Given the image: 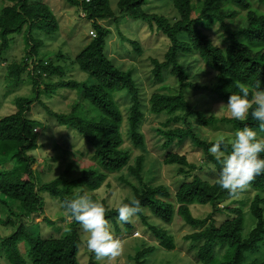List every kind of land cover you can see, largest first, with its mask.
<instances>
[{"label":"trees","instance_id":"obj_1","mask_svg":"<svg viewBox=\"0 0 264 264\" xmlns=\"http://www.w3.org/2000/svg\"><path fill=\"white\" fill-rule=\"evenodd\" d=\"M62 1L68 7L84 12L95 34L72 60V64L92 79L91 84L66 79L65 69L37 58L39 40L34 32L53 35L59 30L58 21L49 6L39 0H0V55L9 47L14 35H23L26 48L25 57L19 62L6 64V84H16L27 78L32 93L31 98H14L13 112L0 118V203L7 212L1 224L12 229L9 235H0V251L7 264H77L83 230L70 218L62 202L75 192L85 194L84 189L98 191L107 174H118V181L130 187L131 197L123 198L119 204L129 203L133 198L139 200L140 211L136 215L145 231L157 238L166 250L174 249L171 234L151 224L144 211L166 225L176 216L189 227L192 232L184 239L189 240L188 249L195 252L199 264H264V172L255 175L247 186L246 189L254 192L251 198L234 199L237 193H229L216 182L221 165L207 151L215 140L200 138L189 121L194 116L197 125L205 128L219 123L229 125L233 131L245 126L256 128L258 121L252 118L251 110L256 106L257 81L260 89L264 90V14L257 11L249 0H170L177 15L174 21L151 12L149 0H117L115 12L110 8L109 0ZM258 4L263 5L264 0H258ZM121 19L146 23L150 31L154 28L160 31L167 42L162 60L150 59L148 78L159 84L169 76L174 78L175 84L173 88L164 86L162 92H153L147 112L153 116H167L161 124L165 130L158 129L157 132L164 139L162 162L174 169L172 192L163 184H146L143 176L145 155H138L130 164L132 152L124 146L123 114L114 94L123 92L129 99L127 138L134 148L144 150V138L140 133L144 119L141 90L132 77V69L123 70L115 66L106 55V39L110 30L99 24L100 21L115 23L117 34L123 41L124 36L117 28ZM213 25L217 26L221 37L219 45L205 33ZM129 44L133 56L141 53L137 42L129 41ZM197 61L214 73L215 82L211 88L196 83L199 74L195 73L194 64ZM53 79L56 81L52 82ZM240 86L249 88L248 99L252 105L247 116L240 120L207 115L192 106L185 97L187 89L206 90L216 101L226 103L228 95L238 92ZM64 87L77 89L80 94L70 105L68 113L50 110L39 100L41 95L51 98L56 88ZM34 102L42 105L54 122L80 135L84 144L91 148L99 170L83 169L77 178L69 180L66 175L72 166L67 165L62 176L37 185L32 169L35 158L28 155L37 145L36 129L28 114ZM80 103H85L93 111L91 117L78 115V108L80 111L82 108ZM183 138L200 149V164L190 163L184 154L169 149L175 145V140L178 143ZM223 150H231L226 139ZM260 155L264 157V153ZM9 164L10 168H6ZM124 172L131 175L136 184L124 177ZM43 195L58 201L65 215V220L61 219V224H66L63 233L56 230L42 235L38 224L26 226L27 220L42 215ZM88 196L98 201L91 194ZM104 196L100 203L106 210L105 219L118 229L116 208L119 204L109 207L108 195ZM193 205H209L211 212L202 218L194 217L190 210ZM247 217L250 224L246 222ZM43 221L50 229L57 222L47 218ZM121 225L126 231L132 229L130 222ZM150 250L140 245L135 251V264H142ZM260 254L263 257H258ZM94 258L92 253L89 264H99Z\"/></svg>","mask_w":264,"mask_h":264},{"label":"rangeland","instance_id":"obj_2","mask_svg":"<svg viewBox=\"0 0 264 264\" xmlns=\"http://www.w3.org/2000/svg\"><path fill=\"white\" fill-rule=\"evenodd\" d=\"M38 1V0H33ZM40 3L49 6L54 13L59 30L53 35H43L42 33L34 32V36L39 40V45L36 49L37 58L46 62H52L66 70L65 78L70 80H77L85 83H93L91 78L81 72L76 65L72 64V60L76 54L91 40L89 32L92 30L90 20L86 18L84 12L79 11L73 7H68L62 0H39ZM86 1V0H85ZM88 1V0H87ZM86 1V2H87ZM252 6L259 12L264 14V4H258V0H249ZM148 9L157 14H161L171 21L177 18L175 11L172 9L170 0H149ZM110 8L115 12L117 0H109ZM242 14V13H241ZM101 25L110 30V35L106 39L105 53L112 60L113 64L123 70L131 68L133 71L132 77L137 82L141 90V99L144 111V119L140 124V133L144 138V150L134 148L127 138V108L129 106V99L123 92L114 94V99L120 107L123 114V138L124 146L129 148L131 153L130 164L133 163L138 155H145V163L143 168V176L146 184L165 185L168 189L173 191L172 177L173 167L167 166L162 162V154L164 153L162 142L163 138L157 132L162 129L161 124L165 121L166 115L161 114L153 116L147 112L148 100L153 92H162L164 86L173 88L175 80L172 77L165 76L162 83H153L148 78L151 69L150 59L162 60V56L167 49V42L165 38L155 28L150 31L146 23L135 21L132 19H121L117 26L118 31L124 36V42L121 41L120 35L117 34L115 23L112 21H100ZM144 25V26H143ZM206 35L213 43L219 45L221 37L217 33V26L213 25L210 30L205 31ZM129 41L137 42L141 48L139 55H134L129 51L131 44ZM123 42V43H122ZM25 45L23 35H14L9 42V47L0 55V118L12 113L15 109L13 100L16 97L31 98L30 80L25 78L19 83L6 84L5 66L11 61L19 62L25 57ZM127 50L131 53H128ZM31 62V61H29ZM194 71L199 76L196 78V83L200 86H207L209 88L214 84V73L210 72L200 61L194 64ZM44 77V76H43ZM46 81V80H45ZM53 79L52 82H55ZM8 85V86H6ZM40 87V86H39ZM42 88V85L41 87ZM77 89L56 88L54 94L50 96L41 95L39 100L50 110L57 113H68L70 105L76 101L79 96ZM186 100L198 110L204 111L207 115H213L217 118L225 117L231 118L230 114L219 106L223 102L216 101L205 90H188L185 94ZM81 111L78 108L77 113L81 117L89 118L93 115V111L85 103H80ZM29 117L34 123L37 135V145L34 150L28 153L35 158V163L32 167L37 178V185L48 183L53 179L62 176L67 165L72 166L67 173L66 178L71 180L77 178L83 169L99 170V165L91 148L84 144L80 135L64 125H59L47 114L46 109L37 102L30 106ZM83 114V115H82ZM190 123L194 125L195 131L200 138H205L208 141L216 140L223 136L228 142L229 138L235 132L227 124H216L215 127H201L197 125L196 117L189 118ZM163 131L165 128L162 129ZM264 135V133H261ZM175 145L169 147L171 151L179 152L187 157V160L193 164H200L202 161V154L200 149H196L191 141L187 138L181 139L178 143L175 140ZM10 168V164L6 165ZM207 171V170H206ZM209 172V171H208ZM205 172L212 178L211 174ZM127 179L136 184V180L127 173H123ZM118 174H107L102 187L96 191L91 192L84 189L85 194H91L98 202L107 196V205L109 207H116L119 202L125 197H131L132 190L126 184H121L118 181ZM246 189V188H245ZM238 191L234 199H249L254 195L249 189ZM44 205L42 215L36 218L27 220L26 226L38 224L41 227L42 235L47 232L61 230L63 233L66 229V224L61 219L65 216L60 209L59 203L56 199L49 195H43ZM229 201V200H227ZM220 208L223 204L219 205ZM4 206L0 203V235L7 236L12 232L10 227H2L1 221L7 217V212ZM191 213L194 217L202 218L211 212V207L196 206L190 207ZM145 216H149L148 221L151 224L160 226L166 229L172 236L174 249L168 251L163 248L159 240L151 235L150 232L145 231L144 225L140 218L135 215L131 218L130 224L132 229L126 231L118 221L119 228L116 229L109 225L110 230L114 236L119 239L121 244L120 253L115 257H105L102 259L94 258L95 262L99 264H135V251L141 245L142 248L152 249L146 253L142 264H199L196 259L194 251H189V240H185L184 236L190 234L192 230L184 226V224L174 216L170 224H163L157 221L153 216L144 211ZM43 218H47L55 224L51 227L44 225ZM65 220V219H63ZM247 224H250L249 217L246 219ZM62 227V228H61ZM87 233L83 231L81 244L76 256L77 264H89V258L92 252L87 248L86 241ZM144 242V243H143ZM143 243V244H142ZM262 256V254L258 255ZM263 257V256H262ZM0 264H7L0 251Z\"/></svg>","mask_w":264,"mask_h":264},{"label":"clouds","instance_id":"obj_3","mask_svg":"<svg viewBox=\"0 0 264 264\" xmlns=\"http://www.w3.org/2000/svg\"><path fill=\"white\" fill-rule=\"evenodd\" d=\"M255 88V108H252L248 99L249 88L240 86L238 92L228 95L226 103H221L219 109H225L231 118L240 120L252 108L251 116L258 121L256 128L245 126L237 129L228 140L231 148L229 152L223 150V136L212 142L207 149L221 165L216 182L229 193L244 190L255 175L264 172V157L260 155L264 153V135H261L264 133V90L260 89L259 81ZM62 207L87 233L86 246L98 260L119 255L121 244L110 230L102 203L86 194L75 192L71 198L62 202ZM139 211L140 202L135 198L129 203H120L116 208L117 220L121 224L129 223Z\"/></svg>","mask_w":264,"mask_h":264},{"label":"built area","instance_id":"obj_4","mask_svg":"<svg viewBox=\"0 0 264 264\" xmlns=\"http://www.w3.org/2000/svg\"><path fill=\"white\" fill-rule=\"evenodd\" d=\"M86 1H87V0H86ZM89 35H90L91 37H95V34H94L93 31H90V32H89Z\"/></svg>","mask_w":264,"mask_h":264}]
</instances>
